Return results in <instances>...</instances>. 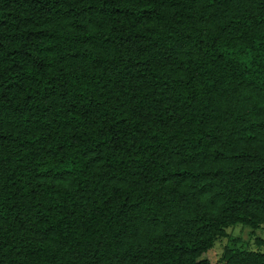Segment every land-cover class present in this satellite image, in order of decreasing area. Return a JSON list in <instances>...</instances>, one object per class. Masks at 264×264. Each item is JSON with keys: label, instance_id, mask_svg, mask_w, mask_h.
Here are the masks:
<instances>
[{"label": "trees", "instance_id": "1", "mask_svg": "<svg viewBox=\"0 0 264 264\" xmlns=\"http://www.w3.org/2000/svg\"><path fill=\"white\" fill-rule=\"evenodd\" d=\"M239 226L264 231V0H0V264H211Z\"/></svg>", "mask_w": 264, "mask_h": 264}, {"label": "rangeland", "instance_id": "2", "mask_svg": "<svg viewBox=\"0 0 264 264\" xmlns=\"http://www.w3.org/2000/svg\"><path fill=\"white\" fill-rule=\"evenodd\" d=\"M255 238L262 239L264 242V231H258L253 234L252 230L246 227H236L228 231V237L221 239L216 243L214 248L203 255L202 259L208 260L211 264H223L222 259L224 253L233 247H254Z\"/></svg>", "mask_w": 264, "mask_h": 264}]
</instances>
